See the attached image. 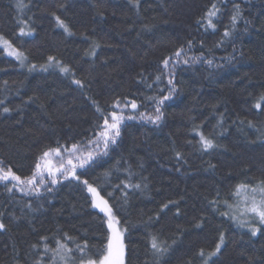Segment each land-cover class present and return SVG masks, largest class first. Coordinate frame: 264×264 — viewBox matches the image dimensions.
Wrapping results in <instances>:
<instances>
[{
    "label": "trees",
    "instance_id": "1",
    "mask_svg": "<svg viewBox=\"0 0 264 264\" xmlns=\"http://www.w3.org/2000/svg\"><path fill=\"white\" fill-rule=\"evenodd\" d=\"M20 2L22 10L18 0H0V35L27 56L21 66L0 47V160L22 178L31 175L41 151L55 148L57 141L70 147L94 137L102 119L93 101L108 113L117 98L126 96L140 105L126 110V116L152 113L154 105L146 98L161 90L168 94L167 75L153 83L159 62L181 44L187 47V40L193 41L188 56L202 55L213 63L178 66L177 91L165 102L161 123L125 120L109 154L77 169L79 180L61 179L38 195L10 193L0 182V221L6 225L0 230V264H36L43 243L54 248L65 233L77 243L87 240L93 252L101 249L109 230L105 215L92 206L85 179L113 206L124 231L126 264H203L199 251L213 250L221 232L225 244L209 264H264V229L251 236L221 215L227 208L216 211L208 203L217 191L223 204L235 185L264 180V104L254 107L264 94V0ZM213 3L219 9L216 27L197 24ZM236 4L242 18L233 29ZM53 12L72 35L57 25ZM21 18L28 21L30 35L20 34ZM225 28L232 35L223 37ZM93 45H99L95 55H86ZM50 55L71 72L42 70ZM32 64L36 68L29 71ZM76 79L84 82L83 89L73 83ZM4 107L11 111L3 112ZM195 126L216 147L200 151ZM175 151L184 159L178 161ZM125 169L134 174L131 183L142 185L127 189L126 201L116 188L126 181ZM168 201L178 203L161 211ZM153 236L167 247L164 255L153 252Z\"/></svg>",
    "mask_w": 264,
    "mask_h": 264
},
{
    "label": "snow or ice",
    "instance_id": "2",
    "mask_svg": "<svg viewBox=\"0 0 264 264\" xmlns=\"http://www.w3.org/2000/svg\"><path fill=\"white\" fill-rule=\"evenodd\" d=\"M138 4L139 0H135ZM18 9H23V5L20 0L17 3ZM59 9L63 10L65 8L64 4L58 6ZM219 9L216 3H213L205 15L197 20V24L205 25L206 27L215 28L216 25L213 23V18L218 15ZM54 17L57 25L64 29L65 33L72 35L68 25L60 16L56 15L55 12L51 13ZM242 18V11L238 4L234 5L233 14L231 16V25L233 29L239 19ZM247 23V22H246ZM19 27V32L21 35H30L31 30L25 31L28 27V21L24 19H19L17 22ZM23 25V26H20ZM147 27V26H145ZM232 33L225 28L223 37H228ZM187 47L181 44L176 50L169 55L163 57L160 63V70L155 76L153 83L162 82L165 75H167V95L163 94V90L160 91L159 95H153L147 97L150 100L153 107L152 113L140 112L139 115H125L126 110L136 111L140 107L135 99H128V97H123V99L117 98L112 104L114 109L111 112L105 113L95 101L93 104L97 106V112L100 113V118L102 119V124H98L96 127L99 131L94 134L92 139L87 140L84 143H73L70 147L62 145L57 141V146L55 148L48 147L46 150H42L39 156L35 159L33 163V170L30 176L22 178L17 175L12 167H6L4 162L0 160V182H5V187L8 192H13L18 190L25 194H39L43 188L45 191L50 192L52 190L49 185L55 186L60 183L61 179H68L69 177L79 180L80 177L77 175V169H84L86 166L93 165L97 160L105 157L109 154V149L111 145L117 143V139L121 136V126L125 120L139 119L147 121L154 125H159L164 119V112L162 111L165 106V102L172 99V94L177 91L175 83V70L181 64L190 65L192 63L203 61L208 65H212L213 61L211 59H204L203 56H188V53L192 50L193 41H186ZM0 46L3 50L7 52L9 56L15 57L17 61L20 62L21 66L27 61V56L23 51L13 46V44L5 39L3 35H0ZM203 46V42H201ZM99 45H93L92 51L90 53L86 52V55H95V48ZM42 70L47 71L49 67H57L59 70L65 74L71 72V69L67 66L62 65L55 56H48L47 63L40 66ZM36 68L35 64L29 66V71ZM74 75V74H73ZM143 82V76L141 74V81ZM7 83V82H6ZM80 88H84V82L76 79L73 80ZM147 87L151 88L152 84H148ZM32 97H29L31 100ZM4 101L0 100V104ZM262 104H264V94H261L257 98V102L254 104L256 109H261ZM118 110V111H117ZM11 109L4 107L3 112L7 113ZM243 123V121H241ZM250 126L252 122H248ZM199 126H195L192 131L196 132L199 136V150L202 152H207L216 145L213 139L206 136L202 131H199ZM188 143H191L189 141ZM175 158L180 161L184 159V155L181 151H175ZM57 160V163H53V160ZM210 167H214L210 165ZM179 170V169H177ZM128 173L126 181H122L120 184L116 185V188L124 193L125 201L127 200V189H142L140 183H131L134 174L125 169ZM110 175V173H106ZM11 183V187L8 184ZM82 184L86 187L88 193L91 194V202L94 208L100 210L106 217L107 228L109 230L106 236V243L101 249L93 252L92 246H90L85 240L83 243H77L72 237L68 236L67 233L63 236V242L61 240H56V246L50 247L48 243H43V252L40 253L36 264H45V257L48 253H51L48 259V264H124L125 255V244H124V233L121 231L117 225L120 223L118 218L115 216L113 211V206L109 204V201L105 199L98 190L94 187L88 180H83ZM147 187V185H143ZM111 196V193H109ZM235 198L236 203H230L229 200ZM177 201H168L161 206V211L167 209L169 205H176ZM209 205L213 207L214 210L218 211L219 207L223 206L229 211L221 213V215L229 217L230 220L236 222L237 226L241 228H247L251 236H256L258 232L264 229V180H259L252 183L250 180L245 183H240L234 186V189L228 194V199L223 201L221 204L220 193L217 191L216 196L208 201ZM31 207V204L28 205ZM180 209L177 207V215H179ZM2 215V214H0ZM241 217H247V219H242ZM151 219V218H150ZM6 225L0 221V230H5ZM41 241H46L47 237H41ZM69 242L74 244L73 247H69ZM225 244V234L221 232L218 237V242L215 244V248L207 254H205L204 249H201L198 253L199 258L203 261V264H209L212 257H215L222 250V245ZM38 244H33L32 248H38ZM151 248L154 253L162 256L168 249L167 247L158 240L156 236L151 239ZM76 253L80 255L77 256ZM93 255L97 256V259L91 258Z\"/></svg>",
    "mask_w": 264,
    "mask_h": 264
},
{
    "label": "rangeland",
    "instance_id": "3",
    "mask_svg": "<svg viewBox=\"0 0 264 264\" xmlns=\"http://www.w3.org/2000/svg\"><path fill=\"white\" fill-rule=\"evenodd\" d=\"M1 48H3L2 46H0ZM7 53V52H6ZM12 57V56H11ZM53 163H57L58 164V161L57 160H53ZM236 202H238V201H236ZM242 219H247V217H241ZM117 227L121 230V231H123V229H122V227L120 226V223L117 225ZM123 233H124V231H123ZM125 244V243H124ZM125 257H126V254L124 255V264H126V260H125Z\"/></svg>",
    "mask_w": 264,
    "mask_h": 264
}]
</instances>
